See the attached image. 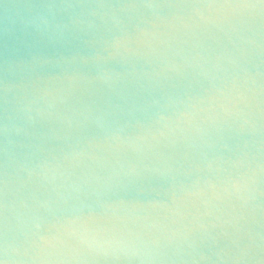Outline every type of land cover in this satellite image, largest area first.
I'll return each mask as SVG.
<instances>
[{
  "label": "water",
  "instance_id": "water-1",
  "mask_svg": "<svg viewBox=\"0 0 264 264\" xmlns=\"http://www.w3.org/2000/svg\"><path fill=\"white\" fill-rule=\"evenodd\" d=\"M3 264H264V0H0Z\"/></svg>",
  "mask_w": 264,
  "mask_h": 264
},
{
  "label": "snow or ice",
  "instance_id": "snow-or-ice-1",
  "mask_svg": "<svg viewBox=\"0 0 264 264\" xmlns=\"http://www.w3.org/2000/svg\"><path fill=\"white\" fill-rule=\"evenodd\" d=\"M0 264H3V261L2 260H0Z\"/></svg>",
  "mask_w": 264,
  "mask_h": 264
}]
</instances>
